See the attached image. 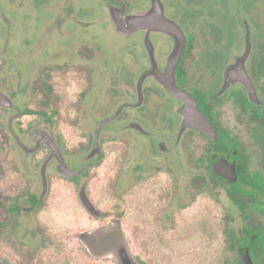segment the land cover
Here are the masks:
<instances>
[{
    "label": "flooded vegetation",
    "instance_id": "obj_1",
    "mask_svg": "<svg viewBox=\"0 0 264 264\" xmlns=\"http://www.w3.org/2000/svg\"><path fill=\"white\" fill-rule=\"evenodd\" d=\"M75 1L61 5L60 0H0V91L13 102L0 109L9 113L8 121H20L30 112L41 122L26 137L9 131L22 169H33L34 182L41 188L27 193L30 209H37L61 178L67 186L61 192L64 203L58 205L65 218L75 220L86 213L105 219L103 189L91 183L103 180L105 168L110 170L107 183L115 216L122 218L135 202L138 206L133 208L142 210L146 220L150 249L151 234L182 233L183 208L199 188L222 185L229 192V186L237 185L238 208L247 223L236 230L242 242L230 245L229 240L227 248L237 251L239 264H244L242 250H248L254 264H264V0H249L251 10L239 16L229 11L231 5L243 6L239 0H223V5L219 0H99L106 14L98 21L83 18ZM159 6L183 40L173 75L167 69L177 42L171 33L155 28L154 17L124 29L126 17ZM40 13L51 20L35 22ZM96 24L131 40V45L119 47L89 34ZM232 25L235 33L229 36ZM247 38L244 67L255 100L243 82L231 81L227 74L246 52ZM168 86L195 98L199 111L215 127V139L193 127L183 128L185 101ZM223 107L235 111L240 135L225 127ZM108 117L96 133L97 124ZM73 118L94 124L92 131L79 133L82 141L75 147L62 143L45 125ZM221 160L235 162V181L215 173ZM251 163L257 165L252 172ZM20 196H12L16 204L23 200ZM18 209L23 207L17 204L13 211ZM249 210L255 214L254 239L245 218ZM83 227L69 226L64 233Z\"/></svg>",
    "mask_w": 264,
    "mask_h": 264
},
{
    "label": "rangeland",
    "instance_id": "obj_2",
    "mask_svg": "<svg viewBox=\"0 0 264 264\" xmlns=\"http://www.w3.org/2000/svg\"><path fill=\"white\" fill-rule=\"evenodd\" d=\"M63 1L66 0H60L58 3L62 5ZM77 1L75 4L83 9V18L97 21L104 18L106 13L102 8L103 2L99 0ZM219 1H222L221 5H223V0ZM239 1L243 6H229L232 16H239L241 11L249 12L251 10L246 4L249 0ZM36 20L35 22H49L51 19L44 16V13H40L38 21ZM230 23L233 24V22ZM0 27L3 25L0 24ZM232 27L229 36H233L235 33L234 25ZM14 29L15 27L13 31ZM88 33L95 34L102 40L112 41L119 47L122 43L127 45L132 43L129 39L120 38L103 24H96L88 30ZM202 43L205 46L204 40ZM112 53L116 52H110V55ZM10 66L12 65L10 64ZM220 111L225 127L232 133L240 135L241 124L234 119L233 108L223 107ZM8 114L5 110L0 109V223H4L0 227V264H115L110 257H95L90 254L80 238L84 232L112 221L120 222L133 258L138 263L239 264L237 251L232 247L230 250L227 248L230 240L227 231L229 229L236 231L240 227L246 226L247 222L241 218L240 209L236 205L235 200L238 196H230L227 188L222 185L212 189L209 187L199 188L193 202L183 208L182 233L160 236L151 234L150 249L147 247L148 244L146 245L148 238L146 220L142 210L133 208V206H138L135 202L132 206L129 204L131 208L125 210L122 218L115 216L111 188L107 183L110 170L105 168H103L106 173H103V180L97 182L96 179H92L91 182L95 187L100 186L103 189L102 202L106 207L102 209L106 212L105 219L94 218L86 213H81V216L75 220L65 218L66 216L62 214V206L58 205L59 201L61 205L64 203L61 199L63 195L61 192H64V188L67 186V182L61 178H56L58 183L50 187L49 193L40 206L37 209H30L31 202L26 201L27 193H39L41 188L34 182L33 169L30 167L26 170L22 169L16 145L9 131L22 133V136L26 137V132L32 127L37 128L36 126H40L41 122L35 119L37 114L30 112L25 113L17 122L8 121ZM45 125H48L47 128L55 131L58 136L60 135L62 143L75 147L82 141V136L79 133L83 130L92 131L94 124L82 123L73 118ZM106 162L104 166L107 165L109 168V160ZM256 166L251 163L249 170L254 171ZM262 166L264 170V164ZM245 188L254 190L253 186L249 185ZM193 192L187 193L186 200H189ZM19 194L22 195L20 197L23 200L17 204L21 205L23 210L18 209L17 213L13 211L17 204L12 196ZM248 212L249 215L252 213L255 217L254 211L249 210ZM81 225L84 227L78 232L68 235L64 233L65 228L69 226Z\"/></svg>",
    "mask_w": 264,
    "mask_h": 264
},
{
    "label": "water",
    "instance_id": "obj_3",
    "mask_svg": "<svg viewBox=\"0 0 264 264\" xmlns=\"http://www.w3.org/2000/svg\"><path fill=\"white\" fill-rule=\"evenodd\" d=\"M156 12L159 13L158 17ZM155 14V15H153ZM154 17L155 28L163 29L171 33L176 39V48L174 54L170 56V63L168 65L169 73L174 72L175 64L183 50V40L180 42V35L178 30L174 27L172 21L166 18L162 12L161 7L155 8L152 11L146 13H139L133 16L126 17L127 26L124 29L130 28L133 25H142ZM120 22V21H118ZM250 43L247 38L246 52L237 57L231 64L227 74L230 76L231 81H241L246 85L251 100H255V91L253 84L245 70L244 62L249 52ZM168 89L175 95L181 97L185 101V105L181 110L183 115V128L193 127L199 131L204 132L206 135L215 139V127L210 123L208 118L203 115L198 107L194 97L184 91H177L174 88L168 86ZM13 102L0 91V106H12ZM111 117L103 119L97 124L96 133L100 127L107 123ZM13 132V131H12ZM14 134V132H13ZM17 139V137H16ZM19 141V139H17ZM21 146H23L20 143ZM45 164L42 167L43 176V191L46 190V178H45ZM64 171V170H62ZM214 171L217 175L225 178L229 182H233L237 179L235 162H228L227 160L218 161L214 166ZM87 208L90 212L94 213L92 207L89 206L84 200ZM81 240L90 252L95 257H110L115 264H139L132 255L127 237L119 221H112L106 225L96 227L90 231L84 232L81 235ZM241 258L244 264H254L250 258L248 250H242L240 252Z\"/></svg>",
    "mask_w": 264,
    "mask_h": 264
},
{
    "label": "trees",
    "instance_id": "obj_4",
    "mask_svg": "<svg viewBox=\"0 0 264 264\" xmlns=\"http://www.w3.org/2000/svg\"><path fill=\"white\" fill-rule=\"evenodd\" d=\"M228 189H230L229 190V194H230V196H232V197H234V196H238V197H236V205L238 206L239 205V200H238V198H239V196H240V194H241V191H240V188L237 186V185H231V186H229V188ZM235 199V198H234ZM247 217V219H248V221H249V228H250V230H251V232H250V234H251V237H252V239H254V232H253V230H254V228H255V217L253 216V215H246L245 216V218ZM245 227L246 226H244L243 228L245 229ZM245 231V230H244ZM249 232V231H248ZM245 233H246V231H245ZM229 235H230V242H231V245H234L235 243H241L242 242V238H241V236L239 235V233L237 232V231H234V230H231L230 232H229ZM252 242H255V240H252ZM139 264H141V263H139Z\"/></svg>",
    "mask_w": 264,
    "mask_h": 264
}]
</instances>
